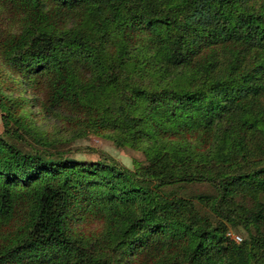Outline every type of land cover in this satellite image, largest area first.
<instances>
[{
	"label": "trees",
	"instance_id": "1",
	"mask_svg": "<svg viewBox=\"0 0 264 264\" xmlns=\"http://www.w3.org/2000/svg\"><path fill=\"white\" fill-rule=\"evenodd\" d=\"M4 85L0 264H264V0H0Z\"/></svg>",
	"mask_w": 264,
	"mask_h": 264
},
{
	"label": "rangeland",
	"instance_id": "2",
	"mask_svg": "<svg viewBox=\"0 0 264 264\" xmlns=\"http://www.w3.org/2000/svg\"><path fill=\"white\" fill-rule=\"evenodd\" d=\"M0 89L2 93H5L6 95H10L12 91L11 88H8L6 85L0 86ZM27 114L38 127L45 129L49 132L50 135L60 133V125H58L52 118L44 119L37 107L29 108V113ZM2 131L3 126L0 110V133H2ZM58 146H60V148L63 149L67 155L80 160L95 161L104 159L108 161H114L117 164L128 169H133L138 163L146 162V160L151 157V155L145 152L130 147H117L110 139L93 133H87L79 137H74L70 134L66 138V141L62 145ZM192 188H194L193 191L195 192L206 190V188L202 185L197 187L192 186ZM97 224L98 222L96 220H93L89 223L88 226L80 225L79 227L93 231L100 228V226H97ZM244 234L245 233L243 230L233 229H231L227 233V235L230 237H232L233 235H238L240 240H235L236 242H240Z\"/></svg>",
	"mask_w": 264,
	"mask_h": 264
},
{
	"label": "built area",
	"instance_id": "3",
	"mask_svg": "<svg viewBox=\"0 0 264 264\" xmlns=\"http://www.w3.org/2000/svg\"><path fill=\"white\" fill-rule=\"evenodd\" d=\"M231 238H233L234 240H240V238L238 237V235H233Z\"/></svg>",
	"mask_w": 264,
	"mask_h": 264
}]
</instances>
